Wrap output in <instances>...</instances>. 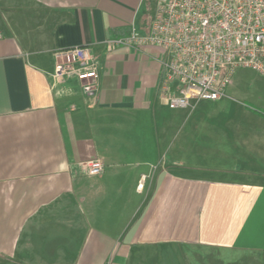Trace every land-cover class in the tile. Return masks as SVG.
<instances>
[{
  "label": "crops",
  "instance_id": "0c3cea01",
  "mask_svg": "<svg viewBox=\"0 0 264 264\" xmlns=\"http://www.w3.org/2000/svg\"><path fill=\"white\" fill-rule=\"evenodd\" d=\"M153 3L0 0V264H264V160L190 153L195 104L161 97L160 50L110 44L146 33ZM73 47L100 76L90 94L54 78ZM93 160L100 176L80 169Z\"/></svg>",
  "mask_w": 264,
  "mask_h": 264
},
{
  "label": "built area",
  "instance_id": "2783aa9c",
  "mask_svg": "<svg viewBox=\"0 0 264 264\" xmlns=\"http://www.w3.org/2000/svg\"><path fill=\"white\" fill-rule=\"evenodd\" d=\"M110 44L160 50L159 91L170 109L217 101L240 69L264 78V0H157L146 33L133 29L129 37ZM54 59L56 81L76 79L83 93L95 91L100 76L88 48L56 51ZM79 166L90 177L105 170L101 160Z\"/></svg>",
  "mask_w": 264,
  "mask_h": 264
},
{
  "label": "rangeland",
  "instance_id": "374dc122",
  "mask_svg": "<svg viewBox=\"0 0 264 264\" xmlns=\"http://www.w3.org/2000/svg\"><path fill=\"white\" fill-rule=\"evenodd\" d=\"M155 6L154 3L151 6V18ZM194 107L193 118L178 140L190 142V153L194 152V156L205 160L208 166L238 163L241 168L250 160H264V144H259L264 142L262 76L252 70L240 69L235 73L225 97L217 101L197 102ZM172 112L178 114L180 111ZM256 145L261 148L257 149Z\"/></svg>",
  "mask_w": 264,
  "mask_h": 264
}]
</instances>
